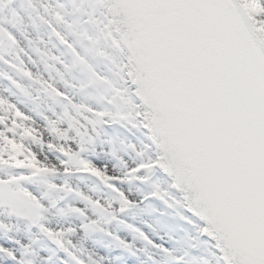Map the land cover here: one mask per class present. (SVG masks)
I'll list each match as a JSON object with an SVG mask.
<instances>
[{"label":"snow or ice","instance_id":"obj_1","mask_svg":"<svg viewBox=\"0 0 264 264\" xmlns=\"http://www.w3.org/2000/svg\"><path fill=\"white\" fill-rule=\"evenodd\" d=\"M0 264H264V0H0Z\"/></svg>","mask_w":264,"mask_h":264}]
</instances>
